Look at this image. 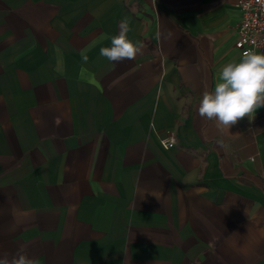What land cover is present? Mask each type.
<instances>
[{
	"label": "crops",
	"instance_id": "crops-1",
	"mask_svg": "<svg viewBox=\"0 0 264 264\" xmlns=\"http://www.w3.org/2000/svg\"><path fill=\"white\" fill-rule=\"evenodd\" d=\"M236 2L0 0V257L264 264V108L198 114L241 59ZM125 17L144 48L110 62Z\"/></svg>",
	"mask_w": 264,
	"mask_h": 264
},
{
	"label": "clouds",
	"instance_id": "clouds-1",
	"mask_svg": "<svg viewBox=\"0 0 264 264\" xmlns=\"http://www.w3.org/2000/svg\"><path fill=\"white\" fill-rule=\"evenodd\" d=\"M119 29L118 35L110 38L111 46L102 47L100 55L114 63L134 60L142 53L144 45L128 37L131 29L127 17L120 21ZM261 108H264V53L246 50L239 62L226 63L220 69L212 90H204L198 114L203 120L214 122L223 133L245 118L253 121ZM218 143L222 145L223 141ZM208 247L215 250L212 242ZM0 264H37V261L21 248L11 259L7 255L0 257Z\"/></svg>",
	"mask_w": 264,
	"mask_h": 264
},
{
	"label": "built area",
	"instance_id": "built-area-1",
	"mask_svg": "<svg viewBox=\"0 0 264 264\" xmlns=\"http://www.w3.org/2000/svg\"><path fill=\"white\" fill-rule=\"evenodd\" d=\"M236 6L241 16L235 27V48L241 54L246 50L264 53V0H237ZM175 143L171 132L160 139L164 149L172 148Z\"/></svg>",
	"mask_w": 264,
	"mask_h": 264
}]
</instances>
